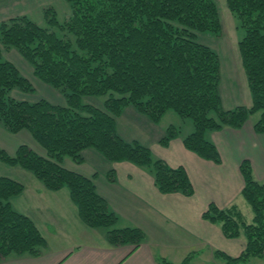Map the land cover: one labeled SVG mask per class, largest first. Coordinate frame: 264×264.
Listing matches in <instances>:
<instances>
[{
	"label": "trees",
	"instance_id": "16d2710c",
	"mask_svg": "<svg viewBox=\"0 0 264 264\" xmlns=\"http://www.w3.org/2000/svg\"><path fill=\"white\" fill-rule=\"evenodd\" d=\"M71 13L51 23L75 35H58L50 26L39 25L26 13L0 21V123L16 133L26 129L45 150L40 154L27 143L9 153L0 145V161L31 171L52 190L66 187L79 217L91 227L105 228L113 245L144 240L136 226H116L117 216L96 191L91 177L62 165L69 156L76 162L91 147L109 161L128 160L145 167L160 192L193 193L183 165H169L154 156L138 140H126L116 132V117L126 105L134 106L157 123L169 109L190 117L193 129L182 138L184 146L200 157L221 161L216 144L206 130L240 127L258 112L256 132H264V0H225L243 29L238 39L241 63L250 93L249 105L225 108L219 92L220 66L217 51L196 38L198 31L221 33L214 0H69ZM14 47L31 64L33 74L59 87L66 103L45 97L16 98L14 88L31 91L32 83L1 47ZM106 94L102 106L82 102V95ZM170 123L159 141L166 145L178 136ZM243 178L240 194L252 211L246 221L236 203L220 207L211 201L202 217L216 223L226 237L243 236L241 252L232 256L215 250L227 264H239L251 256L264 259V182L255 178L251 162H239ZM23 184L0 174V258L7 254L37 255L45 239L32 219L14 209L9 198ZM189 252L180 262L185 264Z\"/></svg>",
	"mask_w": 264,
	"mask_h": 264
},
{
	"label": "crops",
	"instance_id": "0c3cea01",
	"mask_svg": "<svg viewBox=\"0 0 264 264\" xmlns=\"http://www.w3.org/2000/svg\"><path fill=\"white\" fill-rule=\"evenodd\" d=\"M167 112L153 123L134 106L126 105L116 117V132L126 140L147 145L154 156L169 165H183L194 188L190 195L160 192L145 167L128 160L109 161L91 147L83 149L81 162L65 157L61 162L91 177L96 191L116 214V226H136L143 231L144 240L139 245L110 244L105 228L91 227L79 217L66 187L48 189L31 171L0 162V174L24 186L9 198L11 206L29 216L45 239L39 254L11 252L0 258V264H170L180 262L189 252L193 253L185 264H227L215 250L238 255L244 246L243 236H224L218 224L202 217V211L211 201L220 207L236 203L243 215L244 210H250L252 216L240 194L243 178L239 162L248 158L255 178L264 182V132L254 131L255 120L250 115L238 128L206 130L205 136L221 155V161L214 162L184 146L182 138L193 129L191 122L166 145L160 143L166 128L160 122ZM170 115L176 124L179 116ZM24 133L17 141L0 133V145L14 153L24 142L44 154L30 134ZM239 264H264V259L251 256Z\"/></svg>",
	"mask_w": 264,
	"mask_h": 264
},
{
	"label": "rangeland",
	"instance_id": "374dc122",
	"mask_svg": "<svg viewBox=\"0 0 264 264\" xmlns=\"http://www.w3.org/2000/svg\"><path fill=\"white\" fill-rule=\"evenodd\" d=\"M214 1L216 2L220 17L221 33L217 36L210 30H202L197 32L196 38L213 47L218 53L220 66L218 88L223 105L231 108L238 104L245 105L247 102L249 104L250 93L237 44L238 39L243 33V29L239 20L228 9L225 0ZM19 13H26L39 25L50 26L58 35L69 37L74 43L75 35L72 32L63 29L58 24L51 23L50 20H48V18H51L52 14H54L59 22H63L71 13V4L69 0H0V21ZM1 58L12 61L18 67L20 73L26 76L33 86L31 91H23L19 88H14L10 92L12 96L27 100H35L40 97H45L53 102L66 103L60 88L52 86L36 77L32 72L31 64L17 51L16 48H5L2 46ZM105 97L106 94L82 95L80 100L82 102H89L102 106ZM168 112L177 114L172 109H169ZM168 112L163 116L160 124H165L167 126L172 123L174 117L172 118V115H170L172 113ZM177 116L179 115L177 114ZM257 117L258 112L252 113L249 116V118L253 120ZM179 118L178 122L174 125L178 127L180 125L181 128L179 127V129L181 130L186 129L188 122L192 123L190 117L179 116ZM183 119L185 122L182 121ZM24 132L29 134L26 129L20 130L19 133L9 132L3 127L2 123H0V133L2 134V137L7 136L10 137L11 140L17 141L19 138L24 137V134H26ZM64 157L70 158L69 156ZM249 211L244 210L246 221L251 220V214H249Z\"/></svg>",
	"mask_w": 264,
	"mask_h": 264
}]
</instances>
